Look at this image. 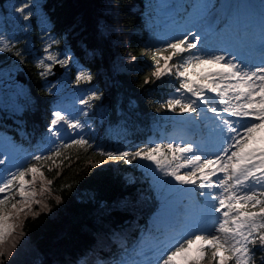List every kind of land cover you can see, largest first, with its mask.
Returning a JSON list of instances; mask_svg holds the SVG:
<instances>
[{
    "label": "snow or ice",
    "instance_id": "snow-or-ice-1",
    "mask_svg": "<svg viewBox=\"0 0 264 264\" xmlns=\"http://www.w3.org/2000/svg\"><path fill=\"white\" fill-rule=\"evenodd\" d=\"M133 7L102 0L88 28L49 0H0V264L22 246L9 240L13 221L52 194L41 162L92 147L97 119L121 127L140 117L117 79L139 62L110 54ZM145 8L152 37L143 53L154 63L142 88L174 81L153 120L171 114L177 137L100 150L128 168L142 162L144 175L94 172L68 200L57 196L63 228L38 264H264V0H147ZM30 63L47 99L22 80ZM37 113L47 122L29 151L19 141L30 142Z\"/></svg>",
    "mask_w": 264,
    "mask_h": 264
},
{
    "label": "trees",
    "instance_id": "trees-1",
    "mask_svg": "<svg viewBox=\"0 0 264 264\" xmlns=\"http://www.w3.org/2000/svg\"><path fill=\"white\" fill-rule=\"evenodd\" d=\"M49 2L55 8L56 13L67 22L78 19L83 25L91 28L97 5L101 4L102 0H49ZM122 4L135 7L121 16L124 22L125 35L123 38L113 35L111 40L119 42L110 44V54L112 59L135 56L139 62L133 74H121L117 79L121 81V90L125 95L138 102V110L141 115L121 127H116L114 124L110 127L107 122L102 123L97 119L94 122L95 131L87 132L93 142L92 147L66 149L65 154L55 160V164L41 162L47 179L53 180L52 194L43 198L38 196L37 199H42V204H34L32 212H28L32 215L24 216L20 224V230L32 249L36 252V248L39 246L42 250L39 253L36 252L38 259L36 264L42 259L47 260L49 258L47 255L49 247L63 228L65 213L63 211L56 212L57 196H62L68 200L76 187L86 179H90V174L94 172L102 173L113 179H119L127 173H134L137 177L144 175L142 162L137 161L133 168H128L122 162L117 163L115 160L101 157L99 155L100 150L105 148L109 150L131 149L136 145L166 141L177 137L176 129L169 123L171 114L162 112L161 115L164 119L153 120L159 103L171 94L173 90L171 84L174 81L165 77L159 85L153 84L142 88L144 80L149 74L148 69L154 63V56L143 53V46L152 37V31L149 27L150 21L145 14L147 12L145 8L147 0H122ZM154 14L153 12V16ZM129 42L132 46L126 48L125 45ZM36 47H39L38 43ZM3 56L4 54H0V59H3ZM122 63H126V60H123ZM38 71L39 69L30 63L25 69L24 76L26 82L33 86L34 94L47 99L39 88L35 87L42 83L36 75ZM46 122L40 113L30 117L29 125L26 128L30 142L23 139L19 141L29 151L34 150L32 146L35 145L41 131H43L42 125ZM55 165H59V167L57 168ZM49 168L52 170L49 171ZM58 173L59 175H57ZM44 204L53 210L52 216L44 214L47 212V208H43ZM33 212L39 213V216H34Z\"/></svg>",
    "mask_w": 264,
    "mask_h": 264
},
{
    "label": "rangeland",
    "instance_id": "rangeland-1",
    "mask_svg": "<svg viewBox=\"0 0 264 264\" xmlns=\"http://www.w3.org/2000/svg\"><path fill=\"white\" fill-rule=\"evenodd\" d=\"M155 13V12H154ZM156 19V13L153 16V23ZM261 136H264V133L259 134ZM2 196V194H0ZM19 197H17V200ZM26 215H32L31 213L27 214H21L19 220L13 221V223L16 225L15 231L12 237L9 238V240H18L20 244L22 245L18 251L19 254L14 256L12 264H36L37 263V254L34 249L29 245V243L26 241L25 237L23 236L21 230H20V224L24 216ZM196 245H193L192 247V255L196 254Z\"/></svg>",
    "mask_w": 264,
    "mask_h": 264
},
{
    "label": "water",
    "instance_id": "water-1",
    "mask_svg": "<svg viewBox=\"0 0 264 264\" xmlns=\"http://www.w3.org/2000/svg\"><path fill=\"white\" fill-rule=\"evenodd\" d=\"M22 80L26 82V79H25V76L24 75L22 76Z\"/></svg>",
    "mask_w": 264,
    "mask_h": 264
}]
</instances>
